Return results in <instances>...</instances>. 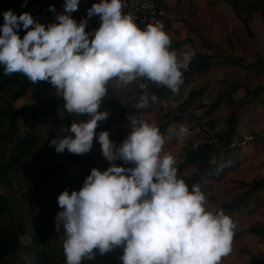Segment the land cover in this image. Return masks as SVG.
<instances>
[{
  "label": "clouds",
  "instance_id": "clouds-1",
  "mask_svg": "<svg viewBox=\"0 0 264 264\" xmlns=\"http://www.w3.org/2000/svg\"><path fill=\"white\" fill-rule=\"evenodd\" d=\"M79 4L65 0L60 13L50 6L55 22L47 25L30 12L17 15L9 9L0 28L4 75L22 74L33 84L49 82L68 113L89 117L74 120L49 146L57 153L83 155L97 138L111 165L93 167L79 190L65 189L57 198L61 211L55 230H63L66 264H82L117 247L123 248L121 264H220L232 251L236 224L223 209H207L198 184L190 189L178 177L159 127L129 117L130 132L119 146L108 130L96 133L99 122L109 118L100 105L112 81L122 88L146 80L176 94L195 51L186 45L178 54L162 23L141 27L123 12V0H97L77 22L71 14ZM92 16L99 17L100 25L90 33L86 27ZM156 100L144 92L135 107L146 108ZM168 134L183 141L189 129L170 126ZM129 164L134 166H125Z\"/></svg>",
  "mask_w": 264,
  "mask_h": 264
},
{
  "label": "rangeland",
  "instance_id": "rangeland-1",
  "mask_svg": "<svg viewBox=\"0 0 264 264\" xmlns=\"http://www.w3.org/2000/svg\"><path fill=\"white\" fill-rule=\"evenodd\" d=\"M28 1H40L46 6H54L55 9L59 10L60 12H63V5L65 0H28ZM168 14L173 15L171 20V27L172 21L178 22V27L183 29L182 32H180V41H172V44L176 43V47L178 48L177 53L183 52L185 46H190L195 52L203 50L204 46L199 40V35L196 34V32L200 33L201 30L199 29L198 24V15L201 14V12L196 11V7L198 5V0H160ZM200 1V0H199ZM211 3L213 0H201V2ZM97 0H80L79 8L76 12H73L71 15L79 22L81 19H84L87 17V10L91 7L93 3H96ZM224 2V1H223ZM209 3V4H210ZM228 5H230L228 2H226ZM5 6L7 10L11 9V4L5 3ZM256 14L258 12H255ZM33 17L39 21L40 23H43L45 25L55 22V18L50 15H35L32 14ZM208 13L203 11L202 17H207ZM258 16H261L260 13L257 14ZM176 16V17H175ZM261 20V19H260ZM255 25V29H253L255 32H257V36L255 39V48L261 49L260 53L257 52V57L254 55L255 59L253 62L257 64V66L252 68H257L261 70V74L259 78L257 79L258 87L261 86V84L264 86V37H262V34L260 33V30H264V22L260 21ZM253 22V21H252ZM100 25L99 17L92 16L88 20V24L86 27V31L93 33L95 29H97ZM241 28L244 32L245 29L240 24ZM171 27L169 29H171ZM238 27V25L236 26ZM190 28H192L195 32H193ZM168 29V34L169 30ZM186 29L189 30V32L186 33ZM240 30V32L242 31ZM167 31V30H166ZM236 31L238 29L236 28ZM188 35V36H187ZM191 35H197V43L193 44V37ZM232 37L236 36L234 31L231 32ZM171 37V36H170ZM172 38V37H171ZM171 44V45H172ZM179 45V46H178ZM223 49L219 46H214L213 48H208L210 51V55L212 56V62L217 60H226V62H229L230 58H234L235 56L232 55V50L229 44L223 45L225 47ZM229 46V47H228ZM206 47V46H205ZM176 48V49H177ZM245 51V48L243 49ZM253 56V51H250L249 56ZM237 59V58H236ZM247 65H250L249 61L241 57L240 64L245 62ZM244 64V65H246ZM217 67H220L219 65ZM234 71V70H232ZM217 72V73H216ZM214 75L211 77L209 84L211 87H215L218 80H223L221 84V90L225 93L229 92L232 88V83L226 82L225 80H233V74L232 72L228 73H220L219 71H214ZM253 74V73H252ZM252 77H248V79H251ZM154 84V83H153ZM116 82L112 81L111 84L108 87L107 94L105 95V100H111V99H118L120 100L125 106H131L137 100H139V97L141 94L144 93V90L140 88V86L133 82L131 85L127 87L118 88L115 86ZM248 89V88H247ZM255 87H252L251 90H255ZM149 90V89H148ZM190 90L189 85H185L181 87V92L178 94V96L174 95L173 97L177 99L179 102H183L186 97V93ZM249 90V89H248ZM250 90V91H251ZM50 94H57L56 89H50V91L47 94L41 95L42 99H47ZM40 95L39 92H37L35 89H29L27 91V95L20 98L15 102V105L17 107L22 106L25 103H31L35 100L36 96ZM178 97V98H177ZM172 98V99H174ZM245 98H249V96H245ZM245 98H243L241 101H243ZM244 102V101H243ZM5 102L0 99V107L4 106ZM249 108V107H247ZM164 107L160 105H156L153 102H150L149 106L145 108V111L141 114L142 119L147 120L150 123L158 124L160 121V113L163 111ZM208 110V106L200 109L197 111V113L190 114L184 118H186V122L184 118L177 121L176 125L178 128L181 125L186 126L189 129V135L186 137L187 141H180L177 138H166V143L164 145V152L171 154L175 161L176 165H178L184 158V149L185 145L188 142V140L193 139L192 136L196 135L197 139H206L208 138V135L206 132L211 133V128L207 125V115L206 111ZM109 112V118L112 114L116 112V109H110L107 110ZM250 116L252 114V120H255L256 116L257 118L260 116V114L255 115L256 110L255 107L249 109ZM160 112V113H159ZM190 112H192V109H190ZM255 112V113H254ZM153 113H157L152 115ZM224 114V113H222ZM58 115L62 117H68L70 116V123L75 121H81V120H87L83 119L80 116H77L75 114H70L64 109V103L60 107L58 111ZM220 116V115H218ZM225 115L222 116V119ZM108 118V119H109ZM219 118V117H218ZM107 119V120H108ZM105 121L99 122V125H102L105 123ZM177 120V119H176ZM28 117H23L19 121V126L17 129V134L14 137H11L7 141H0V163L4 162L8 159L9 153L14 150L16 141L19 136L23 135L25 131L28 130ZM221 121V120H220ZM256 121H258L256 119ZM254 122V121H253ZM3 123L0 121V124ZM122 127L124 128V136L121 141H118L116 143L117 146L122 144L124 139L127 137V129L129 127V123L121 122ZM39 131L41 133V145L45 144L49 146V143L51 139L56 138L57 136L64 135V129L62 128L60 130H55L54 125L52 123V120L50 118H45L43 120L40 119L39 121ZM261 125L259 128L261 134H264V130L262 129ZM6 128L4 125H0V131ZM115 131V128L112 132ZM206 131V132H204ZM246 132V131H245ZM66 134V133H65ZM112 134H110L111 136ZM186 138L184 140H186ZM111 140L113 138L110 137ZM184 142V143H183ZM183 144V147H182ZM49 150L53 151L56 155L60 157L61 154L65 153L67 150H65L62 153H57L54 146H49ZM183 149V153H181ZM259 152H254L251 156L248 154H243V157H239V165L234 168L235 173L232 179H229V182L224 183L219 190H216V188H209L207 191L200 187L201 190H204V194L206 196V206L208 210L217 211L218 209H223L226 213L229 208H225L224 205L222 206V203H230L234 201H238L241 194L245 193L247 189L251 187V184L254 180H260L264 179V147ZM81 159V158H80ZM83 163L77 164L72 168V173L66 178H59L55 179L50 176H45L43 179H41V183L44 185L42 187H36L37 186V180L39 177V173L41 172V166L47 163V159H43L40 163H33L31 159L28 157L25 162V171L21 172L19 168V171L14 174L10 172V176L12 178V181H8V179L5 176L0 177V192L7 194L10 197V207L11 210L6 214L0 215V226H2L5 231L7 232L8 236H12L14 233H16L19 229V223L24 222L26 224L27 232L20 235V246L17 248V251L14 255L9 256L6 258L5 262L3 264H35L36 261V248L43 250L47 254H49V257L51 259V262L48 264H66V258L63 253V239L64 234L63 232H55L53 230H50L55 227V217L61 209L58 206L57 198L59 194L64 191L65 189L69 190L70 192L72 190H79L85 178L90 174L91 169L93 167H97L101 170L107 169L110 165V162L106 160V158L103 157L101 153V146L98 143V139L95 141L92 149H91V156L86 159L79 160ZM116 164L121 165L124 162L121 160L115 161ZM126 167H132L134 165H125ZM193 172V169L189 168L186 170H183L181 172H178V177L186 176L187 174H191ZM230 186L233 187V190L230 188ZM222 190V191H220ZM224 192V193H222ZM215 193V194H214ZM219 193V196L221 198H216V194ZM245 204L243 205V208L241 209L240 213H247L248 215H251L248 209L250 208V205H253L254 208L258 207V204L261 205V209L259 210V213H253L252 217L250 218V221L243 220V217H246L244 214H238L234 218V222L236 224V228L234 230V236L232 241V251L230 254L226 257H223L220 264H225L228 261V258H234L235 264H264V238H251L246 242H240L238 240L237 234L241 230L247 229L246 227H256L258 225H261L264 221V186L258 189V192L253 195H249L246 197ZM252 202H255L252 204ZM253 208V207H252ZM258 209V208H257ZM218 210V211H219ZM40 229L43 231L44 239L41 240L40 243H36L37 241L33 242L32 235L35 231L39 232ZM123 254V248L119 247L118 249V257H120Z\"/></svg>",
  "mask_w": 264,
  "mask_h": 264
},
{
  "label": "trees",
  "instance_id": "trees-1",
  "mask_svg": "<svg viewBox=\"0 0 264 264\" xmlns=\"http://www.w3.org/2000/svg\"><path fill=\"white\" fill-rule=\"evenodd\" d=\"M231 4L236 15L243 22L245 29L250 37H253V31L251 29V22L254 19V13L258 12L264 18V0H225ZM5 3L11 4V10H13L17 15L23 12H30L35 15H50L55 18V13L49 11L50 6H46L40 1H28L26 7L21 5L24 0H0V28H2L4 23L3 13L7 10ZM56 13H60L56 9ZM197 30H199L197 28ZM21 38L25 34L23 29L19 32ZM201 40L209 48H213L214 45L207 41L205 36L200 33ZM196 55L191 61L189 69L184 72V82L182 86L189 85L193 77L197 73H204L210 69L212 66V56L210 54H202L200 52H195ZM241 59H229L227 64H240ZM257 66L253 63L250 65L242 64V67L249 69ZM261 70L257 69V73ZM148 84L149 93L155 95L158 98H171L174 95L178 96L181 92V87L178 93L174 94L166 87H158L157 85L146 81ZM234 87V86H233ZM29 89H35L40 95L36 96L35 100L31 103H25L20 107L15 105V102L20 98L27 95ZM50 89H56L49 82L41 81L37 84L31 83L22 74H12L4 75V67L0 65V99L5 102L4 106L0 107V125H4L6 128L0 131V141H7L11 137L16 136L17 129L19 126V121L23 117L29 116L28 130L18 137L15 148L9 153L8 159L0 163V177L5 176L8 181H12L10 172L16 174L19 171H25V162L29 157L33 163H40L43 159H47V163L41 166V172L37 180L36 187H42L44 184L41 183V179L45 176H50L55 179H63L68 177L72 173V168L80 163L79 160L86 159L91 156L90 152L83 155H76L66 151L61 154L60 157L56 155L53 151L49 150V146L43 144L41 145V133L39 131V121L45 118H50L54 125L55 130H60L62 128H70V116L62 117L58 115L60 107L63 105L64 100L62 96L58 94H50L47 99H42L41 95L47 94ZM207 89L206 85H195L188 93V96L183 102L175 108L164 107L160 115L164 118L163 121L158 124L161 133L168 134V129L171 126L172 121H179L180 119L187 117L190 114H194L197 110L208 106L206 114L209 116L207 125L212 133L211 141H201L195 138L188 140L184 149L183 160L176 165L178 172L186 169H193L191 174L180 177L185 180V182L191 186L198 184L200 186L204 179H209L212 181H220L225 173L232 168V165L237 159V154L234 152L238 146L244 142V138L239 136L238 127L241 122L240 107H242L246 102H242L241 106L238 108L231 109L229 114L226 116L224 121V126L217 129V120L214 117V112L221 108L223 96L218 95L213 102L205 105L203 102V96ZM250 92L248 91L247 94ZM174 98V97H173ZM176 99V98H175ZM138 102V100H137ZM135 102L131 106H125L118 99L105 100L103 98L100 105L101 111H107L110 109H116V112L111 115V117L102 125H99L96 129L97 137L100 131L108 130L110 137L113 138L112 141L117 143L121 141L124 136V128L121 122H126L130 124L129 117L140 119L141 114L145 111V108L135 107ZM192 109V112H190ZM83 119H88L87 115L80 116ZM177 119V120H176ZM115 128L114 133L111 132ZM97 138H94V143ZM93 143V145H94ZM197 145V147H193ZM81 158V159H80ZM1 180V179H0ZM264 186V179L254 180L251 187L246 190V192L240 196L238 201L233 203H224L225 208H229L226 212L227 215L231 216L233 210L240 208V205L245 202V198L248 195L254 194ZM11 210L10 207V197L0 192V215L6 214ZM26 224L22 221L19 223V229L12 236H8L5 229L0 226V264H3L7 257L12 256L16 253L17 248L20 246V235L27 232ZM56 232L55 227L50 229ZM63 232V230H61ZM245 231L239 232L237 236H240ZM249 233L255 234L257 236H264V223L253 227L248 230ZM44 239L43 231L40 229L39 232L35 231L32 235L33 242L40 243ZM118 249H114L112 252L106 255H100L98 252L94 259H84L82 264H121L118 257ZM51 262L49 254L43 250L36 248V261L35 264H48Z\"/></svg>",
  "mask_w": 264,
  "mask_h": 264
},
{
  "label": "crops",
  "instance_id": "crops-1",
  "mask_svg": "<svg viewBox=\"0 0 264 264\" xmlns=\"http://www.w3.org/2000/svg\"><path fill=\"white\" fill-rule=\"evenodd\" d=\"M226 2L227 1H225V0H213L211 3L209 2L210 3L209 4V3H207V1L201 2V0L200 1L198 0V5L196 7V11L201 12V14L198 15V17H197L198 18L197 27L199 26V30H201L200 33L202 35H204L206 40L211 42L214 46H219L220 48L222 47L223 49H225L226 46L223 47V45L229 44L230 48L231 49L233 48L232 55H234L235 58L241 59V57H244L249 61V63L252 62L251 64H253V63L255 64V62H253L254 60H252V58L255 59L254 55H256V57H257L258 56L257 52L260 53L261 49L255 48V42L254 41H255L258 33L255 32L253 29H255V25L259 22L260 19H261L260 21L264 22V18L262 16H258L257 15L258 13L257 14L254 13V19H253V22H251V29L253 31L254 36L250 37L248 35L246 29H245L243 22L236 15L231 4L228 5ZM203 11L208 13L207 17H205V18L202 17ZM168 15L170 18L173 17V15L171 16V14H168ZM241 23L245 29V32L241 28H239L241 26L240 25ZM172 25H173L172 27L170 26L171 29H169L170 30L169 31L170 36L172 37L171 40L175 39V41H180V37L178 36V34L180 35V32H182L183 29H181L177 26L178 22H176V21H172ZM237 25H238V27H236ZM236 28L238 29V31H236ZM190 29L193 32H195L192 28H190ZM240 30H242V31L240 32ZM185 31H186V33L189 32L188 29H186ZM232 31H234L236 36L232 37V35H231ZM260 31H261L260 33L262 34V37H264V30H260ZM166 32L168 33V30ZM200 33L196 32V34L199 35L198 38H199L200 42L203 44L201 37H200ZM197 35L196 36L191 35L193 37V39H192L193 44L197 43ZM175 45H176V43L172 44L171 47H172V49L177 51L178 48ZM203 46H204L203 50L197 51V52H200L202 54H211L210 51L208 50L209 47H207L205 44H203ZM244 48H245V51H243ZM250 51H253V56H252V54H251V56H249ZM242 64H246V61L241 63V64H227L225 62V59L213 61V64L208 71H206L204 73L195 74L192 81L189 84L190 89L195 85H206L207 86V89H206L204 96H203V102L205 103V105H208L210 102H213L218 95L223 96L222 101L224 103H222L221 108L216 110L213 114L215 119L217 120V127H218L217 129H220L224 126L225 118L229 114L231 109L238 108L239 106H241L243 101L246 102L239 109L240 115H241V122H240V125L238 127V134H239V136L243 137L245 140H244V142H242V144L240 146H238L236 149H234V152L237 154V159L234 162V164L232 165V168L229 171H227V173H225L224 177L220 181H212L209 179H204L201 182L200 187H203L206 191L209 188H216V190H219L221 188L220 186H222L226 182H229V179L230 178L232 179L234 174H238V173H235L233 171H234V168L239 165L238 164L239 163V157L240 158L243 157V154H246V155L248 154L249 156H251L255 151L261 153L260 151L264 147V134H261V132L258 128L261 125H263L261 130H264V86L261 84V86L258 87V82H257V79L262 74H261V71L259 73H257V68L245 69L242 67ZM218 65L220 67H217ZM232 70H234V71H232ZM214 71H219L222 74L232 72L233 77H234L233 80H231V79H229L228 81L225 80L226 82H229L230 84L232 83L231 84L232 88L230 89L229 92L225 93L221 90V84L223 82V80H221V79L217 81L215 87H211L209 85L211 83L210 79L214 75V73H213ZM248 77H252V78L248 79ZM252 87H255L256 89L252 91L251 90ZM248 91L250 92L249 94H247ZM188 93H189V91L186 93V96L188 95ZM245 96H247V97L249 96V98L246 99ZM243 98H245V99L243 101H241ZM247 107H249V108H247ZM253 107H255V110H256V113L254 112L255 115L260 114V116L258 118L256 116L255 120H252V114L250 116V111H249V109H251ZM199 110H197V111H199ZM222 113H224V114H222ZM154 114H157V113H153L152 115H154ZM218 115H220V116H218ZM223 115H225V116L222 119ZM188 117H186V118H188ZM186 118H184V120ZM207 118L209 119L208 115H207ZM140 119H142V117ZM163 119H164L163 117H160V121L158 122V124H160L163 121ZM256 119L258 121H256ZM185 122H186V120H185ZM158 124H156V125H158ZM171 126H174L178 129V126L176 125V121H172ZM129 132H130V127H128V129H127V135L129 134ZM204 132H206V131H204ZM206 133L208 135V138H206V139H204V138L197 139L196 135H194L192 137L195 138L196 140H201L204 142L211 141L212 140L211 136H212L213 130L211 131V133H209V132H206ZM164 136H165V139L169 138V137L175 138L173 136H170L169 134H164ZM183 141H187V138H186V140H183ZM182 147H183V144H182ZM181 153H183V149H182ZM230 188L233 190L232 186H230ZM202 191L204 192V190H202ZM220 191H222V190H220ZM222 193H224V192H222ZM256 193H254V194H256ZM240 194L243 195V193H240ZM251 195H253V194H251ZM215 196H216V198H221V196H219V193L216 194ZM245 200H246V198H245ZM245 202L240 205L239 209L233 210L231 212V217L233 218V220L236 217V215L244 214L246 217H243V220L250 221V218L252 217L253 213H256V212H257V214L259 213V210L261 209V205L258 204V207L254 208L253 203H255V202H252L253 205H250V208L248 209V211L250 212L251 215H248L247 213H240ZM230 203H233V202H230ZM255 204H257V203H255ZM221 205L223 206L224 203H222ZM263 223H264V221H263ZM246 228L247 229L243 228V230H241V231H245V232L242 233L238 237V240L241 243L246 242L249 239L254 238V237L264 238V236H257L255 234L249 233L248 230L251 229V227H246ZM233 259L234 258H231V257L228 258V261L225 264H235Z\"/></svg>",
  "mask_w": 264,
  "mask_h": 264
},
{
  "label": "built area",
  "instance_id": "built-area-1",
  "mask_svg": "<svg viewBox=\"0 0 264 264\" xmlns=\"http://www.w3.org/2000/svg\"><path fill=\"white\" fill-rule=\"evenodd\" d=\"M125 14L131 15L138 25L145 27L149 23H162L165 30H168L171 26V20L167 13L164 4L160 0H123ZM136 83L140 86L144 92H147L149 97L151 94L148 90V84L145 81L139 80ZM144 85V87H141ZM171 98H158L155 102L156 105L162 107H177L179 101ZM151 102V101H150Z\"/></svg>",
  "mask_w": 264,
  "mask_h": 264
}]
</instances>
